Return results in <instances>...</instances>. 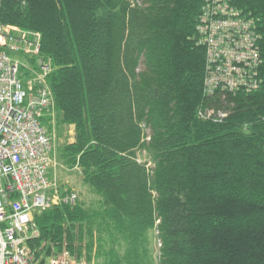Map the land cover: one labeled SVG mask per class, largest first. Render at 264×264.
Returning a JSON list of instances; mask_svg holds the SVG:
<instances>
[{"label":"trees","instance_id":"trees-1","mask_svg":"<svg viewBox=\"0 0 264 264\" xmlns=\"http://www.w3.org/2000/svg\"><path fill=\"white\" fill-rule=\"evenodd\" d=\"M226 1L258 54L230 90L205 84L208 0H0L39 37L40 121L74 126L60 160L92 195L61 183L74 203L35 214L37 264H264V0Z\"/></svg>","mask_w":264,"mask_h":264},{"label":"built area","instance_id":"built-area-1","mask_svg":"<svg viewBox=\"0 0 264 264\" xmlns=\"http://www.w3.org/2000/svg\"><path fill=\"white\" fill-rule=\"evenodd\" d=\"M207 13L213 18L203 28L204 43L213 70L205 84L239 89L247 82L243 79L246 67L258 55L254 37L246 23L231 16L226 0H208ZM39 51L37 35L0 25V264H37L27 244L38 238L35 214L76 199L74 190L58 196L59 185L49 176L56 164L40 121L50 103L44 82L49 69L39 62L43 74L38 75L22 60L26 55L38 56ZM22 68L30 73L28 78ZM67 258L63 253L46 264H73Z\"/></svg>","mask_w":264,"mask_h":264},{"label":"rangeland","instance_id":"rangeland-1","mask_svg":"<svg viewBox=\"0 0 264 264\" xmlns=\"http://www.w3.org/2000/svg\"><path fill=\"white\" fill-rule=\"evenodd\" d=\"M25 65L27 64L26 61L23 62ZM44 66V65H43ZM43 73L40 72L38 75H42ZM222 111V110H221ZM219 111V112H221ZM215 112L214 107H210L204 112L205 117L208 116V114H212ZM43 127L45 128L49 139L52 144V152L51 155L53 157V160L55 162V167L51 169V172L49 173V176L56 180V183L59 185L61 183L68 184L71 188L75 189L77 194L78 192L81 193V195L87 200H92V195L88 193V190L85 186H83L82 182L80 181V175L76 173V171H72L73 169L69 170L67 167H64L62 165L60 160V148L65 143H73L74 142V126L69 127H63L58 128L57 122H56V115L54 112H48V114L44 117L43 121ZM156 247V243H155ZM60 262H63L60 260ZM73 264H79V261H76L75 258L72 259ZM80 264H85V262H81Z\"/></svg>","mask_w":264,"mask_h":264},{"label":"bare ground","instance_id":"bare-ground-1","mask_svg":"<svg viewBox=\"0 0 264 264\" xmlns=\"http://www.w3.org/2000/svg\"><path fill=\"white\" fill-rule=\"evenodd\" d=\"M227 117V116H226Z\"/></svg>","mask_w":264,"mask_h":264},{"label":"crops","instance_id":"crops-1","mask_svg":"<svg viewBox=\"0 0 264 264\" xmlns=\"http://www.w3.org/2000/svg\"><path fill=\"white\" fill-rule=\"evenodd\" d=\"M65 183V182H64Z\"/></svg>","mask_w":264,"mask_h":264}]
</instances>
